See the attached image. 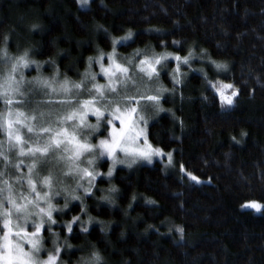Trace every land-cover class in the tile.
Instances as JSON below:
<instances>
[{
  "label": "trees",
  "instance_id": "trees-1",
  "mask_svg": "<svg viewBox=\"0 0 264 264\" xmlns=\"http://www.w3.org/2000/svg\"><path fill=\"white\" fill-rule=\"evenodd\" d=\"M88 2L84 8L79 0H0V36L13 41L7 45L8 57L28 51V60L35 63L18 70L26 82L41 74L77 84L91 65L99 69L89 58L103 54L108 59L112 50L126 55L122 62L139 63L143 57H136L137 51L148 57L191 56L185 64L166 60L148 90L160 95L161 104L148 137L154 146L174 151L177 166L204 181L166 171L159 161L119 167L110 178L84 176L89 183L74 177L85 193L75 186L67 199L51 202L56 223H46L45 244L52 246L49 236L55 234L60 264H81L94 251L102 264H264V209L257 213L243 207L245 202L264 204V0ZM34 24L40 27L32 30ZM10 67L0 53V77ZM173 74H179L178 81ZM21 91L30 101L39 100L27 84ZM76 99L85 100V95ZM6 111L0 103V114ZM23 130L25 151L39 146L40 138ZM6 143L0 124L4 153ZM12 157L7 169L0 158V172L9 173L4 179L12 183L14 195L28 192L27 166L33 160L15 151ZM17 163L18 170L12 167ZM79 165L94 173L98 167L106 171L110 160L95 162L94 169L86 161ZM17 178L24 183L16 184ZM37 190L44 191L39 181ZM87 216L88 226L82 222ZM74 217L79 220L69 233L65 225Z\"/></svg>",
  "mask_w": 264,
  "mask_h": 264
},
{
  "label": "snow or ice",
  "instance_id": "snow-or-ice-1",
  "mask_svg": "<svg viewBox=\"0 0 264 264\" xmlns=\"http://www.w3.org/2000/svg\"><path fill=\"white\" fill-rule=\"evenodd\" d=\"M39 25H32V30L38 29ZM0 39L3 40L5 47L0 49L6 63H10L11 67L3 77H0V103H3L6 108L5 114H0V124L6 129L7 139L9 142L8 151H15L18 156H28L34 161L39 162L40 167L47 170V165L49 163V157H54L57 161H63L64 166H66L69 171L65 175H76L82 174L89 177H93V173L88 171L86 168H80L78 165L81 162V157L84 154H91L93 151L102 149L108 153L115 151L116 147L119 145L120 141L123 139V133H118L113 121H117L121 124L125 123V118L132 119V117L137 113V108L134 105L139 104L141 101L150 102L154 106L159 105L160 95H147L140 93L137 90V96L127 95V87L131 83L133 87H137L136 82L132 79L130 74V68L128 66L117 63L113 60L111 56L108 57L110 64L107 68L101 63L104 60V55H100L96 58H89V64L93 62L99 63L101 68L102 76L107 80V83L100 85L96 83V76L90 72L84 73V80L81 83L73 84V88L77 93H80L83 90L91 95L95 93V98L80 101L79 99H62V100H53V99H42L36 102L35 107L31 108L32 115H26L21 111H14V108L23 106L25 104H30L31 101L27 98L25 92L21 91V88L28 85L29 94H40L44 97H49L53 95H63L69 96L71 94V89L68 87V81L58 82L55 80L34 78L32 81H24L22 73L18 70L21 68H27L31 64H34V61L28 60V51H25L24 54L20 57H8L7 55V45L13 42L9 35H2ZM124 39H128L125 37ZM115 43V41H114ZM175 43V42H174ZM136 57H143L139 60L138 64L129 61V64L132 68L135 69V72L138 73L143 79L152 81L153 79H159V72L157 71V65L161 64V61L166 59V57H152L149 58L144 53L137 51L134 54ZM179 60V57H176ZM51 62V61H49ZM187 58L184 59V63H187ZM37 67H39L37 65ZM218 68L224 67L223 65H217ZM20 75V79L17 80L16 76ZM54 84H59V87H55ZM88 84H91V87H87ZM227 87H232L228 85ZM121 91H124V95H121ZM162 91L157 89V92ZM108 93L113 97V99H108L105 95ZM238 95L237 92H233V96ZM223 97V93L221 92ZM17 97H20L17 99ZM228 105L233 103V100L228 97H224ZM98 102H104L108 108L111 110L108 111V117H105L104 112L100 108L93 107ZM58 105L63 108V113H53L51 111H42V108H51L52 106ZM121 105L124 107L122 108ZM91 110L92 114L96 117L98 123L96 125H88L85 122V117L88 114V111ZM161 110V109H158ZM124 117V118H122ZM141 122L143 117L140 118ZM105 121V131L111 127L112 131L110 133L109 140H100L98 146H93L88 143L82 142L74 134H70L66 127L63 125L71 122L77 127L88 128L93 132L99 131V121ZM78 122V123H77ZM45 124L49 126H44ZM52 124L59 125L57 128L51 127ZM23 127L27 129V132L33 134L37 138H40L36 141L39 146H28L27 151H25L26 141L18 134L17 127ZM38 127V130H36ZM47 137V139H43ZM57 153H63V155L57 156ZM70 153V154H69ZM103 155V151L101 152ZM147 157L148 153H143ZM0 158L4 162L5 169H7L9 163L8 155L4 154L2 150V144H0ZM170 159V157H169ZM86 163L91 166L94 161L87 160ZM14 169H20L21 164H12ZM29 169L28 177L26 179L29 193L32 195V199H29L28 196H25L23 193L14 195V189L12 183L8 179H4L5 176H8L9 173L7 170L0 172V217L4 218V227L7 229V232L3 236L4 247L8 251V256L5 258V264H57V257L49 255L47 261H39L31 256L28 252H25L19 244L15 245L16 255L13 256V245L9 240L10 235H14L22 240L26 239V242L31 245L32 250L36 253L40 250L39 238L42 230L44 229L45 223L48 225H53L56 221L53 219L54 209L51 200L56 196L61 194V190L53 191V175L50 172L47 176H40L39 172H36V179H32L33 169L37 167V163H33L27 166ZM111 175V171L108 173ZM188 177L191 181L199 183L197 177L188 174ZM37 181H39L42 188L47 189L41 195L37 191ZM16 184L24 183V180L17 178L15 180ZM79 186V185H78ZM66 191V190H65ZM112 191H115L113 189ZM72 199H79L78 196H73ZM108 199V197H104ZM44 204L45 207H42L41 204ZM249 207L259 210L261 205L252 203L248 205ZM67 203H65V208ZM16 216L18 220H22L23 223L27 224L30 218H38L39 223L36 222V219H32V227L34 231L28 233L25 231L19 223L13 225L11 217ZM79 220V217H74L71 223L65 225L67 231L71 233L72 224ZM17 228L18 231L13 229ZM82 231H87V228H82ZM178 231L183 234V229H178ZM55 235V234H53ZM55 243V241H54ZM70 247V246H69ZM56 253L60 252V248L55 249ZM81 264H102V259L97 252H92L91 255L87 258H81Z\"/></svg>",
  "mask_w": 264,
  "mask_h": 264
},
{
  "label": "rangeland",
  "instance_id": "rangeland-1",
  "mask_svg": "<svg viewBox=\"0 0 264 264\" xmlns=\"http://www.w3.org/2000/svg\"><path fill=\"white\" fill-rule=\"evenodd\" d=\"M80 4L82 7H88L89 6V2L88 0H79ZM88 2V3H87ZM118 41H115L114 46L116 47L118 45ZM116 52V50H112V52H110L109 54H107V58L109 56H111L113 58V60L117 63H120L122 65L128 66L130 68V74L132 76V79L136 82L137 87H133L132 84L130 83L127 87V91L128 92H133L139 90L140 93H145V91L149 94L148 90L153 88V84H154V79L152 81H148L146 79H143L138 73L135 72V69L132 68L127 62V58L122 62L120 60L121 57H125L126 55L124 54V56H120L119 53H114ZM154 57H159V56H154ZM166 59L161 61L160 65H157V71L160 73L163 68H165V61L166 60H177L175 55H165ZM149 58H152L149 56ZM185 58H187V60H191V56H186ZM182 58L180 59V61L182 63H184V59ZM128 61V60H127ZM129 62V61H128ZM135 64H138V61L135 62V59L132 61ZM101 63L104 65L105 68H107L110 64L109 59H105L104 63L103 61H101ZM188 63V62H187ZM185 64V63H184ZM218 65L217 63L215 64ZM94 68V64L90 66V70L88 72H90L91 74H94L96 76V79H98L99 81H97V84L100 85H104L107 83V80L102 76L101 74V68L99 66V69L96 71L93 69ZM96 72V73H95ZM181 73V72H180ZM181 75V74H180ZM101 77L102 79L98 78ZM173 79L178 81L179 80V74H173L172 75ZM35 78H41V74L38 77ZM56 81L58 82H63L65 81L64 79H59L57 77H54ZM53 78V79H54ZM43 79V78H41ZM46 79V78H45ZM53 79H48V80H53ZM29 81H32L31 79ZM68 83V87L72 90L71 94L69 96H63V95H53V96H49L46 97V99H53V100H62V99H72L74 100V97H78L79 96H84L85 95V100L93 99L95 98V93H92L91 96H89L84 92H80L77 93L76 90L72 87L73 84L67 80ZM55 87H59V84H54ZM145 90V91H143ZM122 93H124V91H121V95ZM163 93V92H162ZM94 94V95H93ZM39 95V100L44 99L45 97L38 94ZM105 95L108 97V99H113V97L111 95H109L108 93H105ZM133 96H137V99H139L138 95H133ZM44 97V98H43ZM84 98V97H83ZM38 100V101H39ZM84 101V100H81ZM36 105V101H31L30 104H25V106H22L23 110L21 107L20 110H22V112H24L26 115H32L33 113L30 111L31 108L35 107ZM100 105V106H99ZM93 107L96 108H100V110L102 112H104L105 117H108V111H110L111 109L108 108V106L104 103V102H98L96 103ZM121 107L123 108L124 106L121 105ZM134 107L137 108V113L132 117V119H127L125 118V123L121 124L117 121H113V124L115 125V128L117 130L118 133H123V139L120 141L119 145L116 147L115 151L112 153H108L105 150L102 149H98L93 151L91 154H84L80 159H81V163H83V161H87V160H93L94 163L98 162V164H100V162H102L105 158L110 160V165L108 167V169L105 171L102 167H98L97 170L93 173L95 176L97 177H106V178H110L112 177L115 173L116 170L119 167H127V168H134L136 166L142 165V164H146V165H151L154 164L156 161H159L162 163L164 169L166 171H172V170H177L180 174V176H184V177H188V174H191L195 177L198 178V180L200 182H203L204 180L199 178L198 176L192 174L191 172L187 171L182 165L177 166V164L175 163V154L174 151H166L160 147L154 146L151 141L149 140L148 137V129H149V124L152 121V119L155 117V114L160 111L158 109H161V104L159 101V105L158 106H154L153 104H151L150 102H144L141 101L139 104L134 105ZM42 111H51L54 114L59 112V113H63V108H61L58 105L52 106L51 108H42ZM158 110V111H157ZM141 117H143V121L141 122ZM111 118V117H108ZM124 118V117H122ZM85 122L88 125H96L98 123L96 117L92 114V111L89 110L87 116L85 117ZM78 123V122H77ZM3 126V124H1ZM4 127V126H3ZM18 129V134L23 137V133H28L26 128L23 127H18L16 126ZM51 127L53 128H57L59 127V125L56 124H52ZM63 127H66L68 129V132L70 134H74L75 136H77L82 142L88 143L90 145L93 146H98L99 145V141L100 140H109L110 139V133L112 131L111 127L108 128L107 131H105V121L101 120L99 121V131L98 132H93L91 129L88 128H82V127H77L76 125L72 124L71 122H69L68 124L63 125ZM38 128V127H37ZM5 129V127H4ZM21 129V131H19ZM98 135V137H96ZM95 137L97 138L95 140ZM6 144H7V150L4 154L8 155L9 157V162L13 159L12 154L13 151H8V139H7V134H6ZM103 151V155L101 154V152ZM143 153H148L149 155L147 157H145L144 155H142ZM70 154V153H69ZM63 155V153H57V156ZM92 156V157H91ZM170 157V159H169ZM33 160V159H31ZM33 163H37V167L35 169H33V176L32 179H36V172H39V175L42 176H47L49 175V173L51 172L53 175V191L56 190H61V194L59 196H56L54 199L51 200V202H57L59 199H67L68 197L71 196L72 194V190L75 189L74 187L76 186V188H79L80 192H84L83 188L77 187V185H75L74 183V177L77 178L82 176L81 179H85L86 183H89L90 179H87L84 177V175L82 174H76V175H65V173H67L69 171V169L64 166L63 161H57L54 157H49V163L46 166L47 170H45L44 168L40 167L39 162L37 161H32L31 164ZM93 163V164H94ZM91 165L89 166V169H94L95 165ZM80 167V165H78ZM111 171V175L109 176L108 173ZM29 172V170H28ZM81 180H78L77 183H79ZM96 180L94 179V182ZM199 182V183H200ZM41 186V185H40ZM41 188V187H39ZM44 189V191H47V189ZM66 190V191H65ZM78 190V189H77ZM105 190V189H102ZM38 192H40L41 190H37ZM41 191V195H43V192ZM23 193L25 196H28L29 199L30 198V193L28 192H21ZM252 203H256L258 205L264 206L263 203L254 201V202H245L243 207L253 210L257 213H260L264 207H261L259 210L249 207L248 205L252 204ZM42 207H45V205L42 203L41 204ZM62 209V207H61ZM2 218V225L0 226V264H5V258L8 256V251L7 249L4 247V240L2 239L3 236L5 235V233L7 232V229H5L4 227V218ZM13 225L19 223L21 225V227L27 231L28 233H31L32 231H34V228L32 227V223L31 220L32 219H36V222L39 223L38 218L32 217L30 218L29 222L27 224L23 223L22 220H18L17 217L14 215L13 217H11ZM83 224L85 223V225H90L91 223V219L89 216H87L85 218V220L82 221ZM47 224L45 223L44 225V229L42 230L41 234H40V238H39V245H40V250L38 253L34 252L32 250V247L30 244H28L26 242V239L22 240L21 238H18L14 235H10L9 236V240L12 242L13 245V256H15L16 253V249H15V245L19 244V246L25 251L28 252L31 256H33L35 259L39 260V261H47L49 255L52 256H56L57 257V264H60V258H59V253L57 254L56 251H53L51 249V247L55 246L58 247V240L57 238L53 235L50 234V238H52V246L48 247L45 244V228H46ZM14 231H18L19 229L14 228ZM51 232V230H50ZM55 241V243H54Z\"/></svg>",
  "mask_w": 264,
  "mask_h": 264
}]
</instances>
